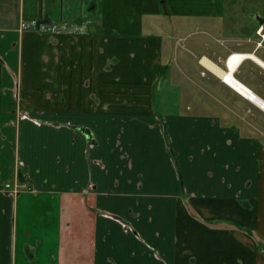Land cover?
Segmentation results:
<instances>
[{"label":"crops","instance_id":"0c3cea01","mask_svg":"<svg viewBox=\"0 0 264 264\" xmlns=\"http://www.w3.org/2000/svg\"><path fill=\"white\" fill-rule=\"evenodd\" d=\"M169 1L191 19L222 7ZM160 14L0 0V264H264V107L199 53H164ZM39 19L66 28L22 27ZM226 49L203 56L258 58L234 74L264 102V41Z\"/></svg>","mask_w":264,"mask_h":264},{"label":"rangeland","instance_id":"374dc122","mask_svg":"<svg viewBox=\"0 0 264 264\" xmlns=\"http://www.w3.org/2000/svg\"><path fill=\"white\" fill-rule=\"evenodd\" d=\"M158 1L161 9L159 17L160 21L164 22V26H152L154 30L151 29V31L165 34L164 53H170L172 57L175 53L184 55L189 65L193 61L190 53H199V57L194 60L199 59L200 62L204 59L203 54L224 53L222 50H227L226 48L254 50L261 43H258V38H251L249 25L257 22L260 26L264 21V0H215L220 7L222 6L217 14L204 18L199 17V19H191V14H187L191 10L187 6L179 10L183 13L179 15L174 13L175 9L169 0ZM176 1L177 5L190 2V0ZM197 1L206 2L207 0ZM199 67H203L201 63ZM187 73L186 77L183 76V80L186 82V91L189 94L191 81L187 77L195 79V75L190 73L189 68H187ZM187 100L184 99L185 106ZM259 242L264 254V239H259Z\"/></svg>","mask_w":264,"mask_h":264},{"label":"bare ground","instance_id":"6f19581e","mask_svg":"<svg viewBox=\"0 0 264 264\" xmlns=\"http://www.w3.org/2000/svg\"><path fill=\"white\" fill-rule=\"evenodd\" d=\"M247 56L259 60L254 55L234 53L232 54V56L230 55L229 57V60L227 62V70H223L208 58L202 59V64H204V66L213 73L219 75L227 84L232 86L235 90L249 97L251 94H255V93H253L246 85H244L241 81H239L234 74L241 61ZM254 101H256L258 104L264 107V102L259 97H257L256 94Z\"/></svg>","mask_w":264,"mask_h":264},{"label":"built area","instance_id":"2783aa9c","mask_svg":"<svg viewBox=\"0 0 264 264\" xmlns=\"http://www.w3.org/2000/svg\"><path fill=\"white\" fill-rule=\"evenodd\" d=\"M22 27L24 29H32L34 31H37L40 33H46V34H55L66 28L64 25H59L56 23L48 22L44 19L31 20V21L24 22L22 24ZM257 33L261 37V39L264 41V21L259 26ZM263 41H260L261 43H259V45H262ZM248 98L254 101L255 94H251Z\"/></svg>","mask_w":264,"mask_h":264},{"label":"trees","instance_id":"16d2710c","mask_svg":"<svg viewBox=\"0 0 264 264\" xmlns=\"http://www.w3.org/2000/svg\"><path fill=\"white\" fill-rule=\"evenodd\" d=\"M161 2H163V0H162ZM20 177H21V179H22V178H23V174H21V176H20Z\"/></svg>","mask_w":264,"mask_h":264}]
</instances>
